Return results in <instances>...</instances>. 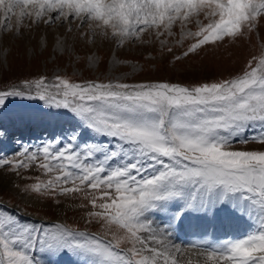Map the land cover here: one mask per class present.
<instances>
[{
  "label": "snow or ice",
  "instance_id": "snow-or-ice-1",
  "mask_svg": "<svg viewBox=\"0 0 264 264\" xmlns=\"http://www.w3.org/2000/svg\"><path fill=\"white\" fill-rule=\"evenodd\" d=\"M261 20L264 0H0L4 33L67 25L56 38L61 54L69 37L119 49L150 42L145 33L173 37L179 25L177 44L191 41L180 61L206 45L248 37ZM22 84L0 91V108L21 98L42 101L48 111L18 113L19 124L73 126L34 150L0 157V169L34 180L16 185L27 195L80 200L84 223L98 230L23 222L0 210V264H59L64 255L74 264H264V46L240 73L212 82H77L56 74ZM250 128L259 135L249 138ZM6 134L0 125V137ZM250 143L259 147H235ZM33 170L40 175H25ZM245 220L256 227L239 239L186 246L172 239Z\"/></svg>",
  "mask_w": 264,
  "mask_h": 264
},
{
  "label": "rangeland",
  "instance_id": "rangeland-1",
  "mask_svg": "<svg viewBox=\"0 0 264 264\" xmlns=\"http://www.w3.org/2000/svg\"><path fill=\"white\" fill-rule=\"evenodd\" d=\"M27 23L29 21H25V24ZM13 24H15L14 21ZM66 27L67 25L64 28L48 27L44 24L32 25L31 28H22V34L19 36L0 31V91L20 89L23 87L24 80H33L40 75H46L52 79L56 74L68 76L77 82L107 81L117 77L128 83L168 81L192 85L212 82L240 73L247 61L253 55H258L261 46H264V20H261L258 29L248 37L234 42L226 38L218 45H206L199 50L198 54H190L189 57L180 61H176L175 57L182 55L191 41L185 40L183 46L177 44L180 39L179 25L174 28L175 36L160 37V40H167L164 46L160 44V40L154 36L149 37L147 33L144 39L150 42L128 43L119 49L113 43L99 38L94 45H88L83 41H73L69 37L65 42L67 50L61 54L57 50L56 38H64ZM72 27L75 29V24ZM189 27L193 31L196 30L194 25H189ZM42 41H46V47ZM168 47L173 50L167 51ZM88 57H94V62H90ZM114 57L121 63L114 64ZM32 94L34 95V90ZM37 107L44 109L43 102L9 98L6 105L0 108V125L7 130V134L0 137V157L11 159L24 147L34 150L42 142L60 137L62 130L73 126L72 122L66 120L40 125H21L15 120L18 113L32 111ZM44 110L48 111V109ZM259 131V128H250L247 136L250 138L259 135ZM82 139L91 140L92 138L90 135H85ZM235 147L251 149L259 146L250 143L248 145L236 144ZM25 175L35 177L40 173L33 170ZM41 178L44 179L43 176ZM33 182L35 181L19 178L0 169V202L49 223H42L44 225L67 223L81 230H98V226L84 223L87 209L79 208L80 200L58 197L60 203L57 204L54 199L27 195L16 187L19 184L22 188L24 184ZM0 210L14 213L1 203ZM22 221L36 223L25 219ZM64 256L59 261L61 264H64L63 259L65 258L75 259Z\"/></svg>",
  "mask_w": 264,
  "mask_h": 264
},
{
  "label": "bare ground",
  "instance_id": "bare-ground-1",
  "mask_svg": "<svg viewBox=\"0 0 264 264\" xmlns=\"http://www.w3.org/2000/svg\"><path fill=\"white\" fill-rule=\"evenodd\" d=\"M35 204H37V202H33ZM158 223V221H157ZM255 223L251 221H242V223H240L239 221H237V223H234V221L230 224L224 225V226H217L214 230L209 229L208 230V234L205 237L206 240H209L212 236H218V235H222L221 237V241L225 240V239H239L242 238L243 236H245L247 233H249L250 231L255 230ZM191 231L194 232V236H192L193 238H202L200 236L204 235V229H192ZM182 234L177 236L176 234L173 235L172 239L175 243H177L178 245H188L186 242H184V238L186 236L190 235V232L187 231H181ZM204 241V240H202ZM194 242V241H193ZM64 260V264H71L70 262H74L73 259H63Z\"/></svg>",
  "mask_w": 264,
  "mask_h": 264
}]
</instances>
